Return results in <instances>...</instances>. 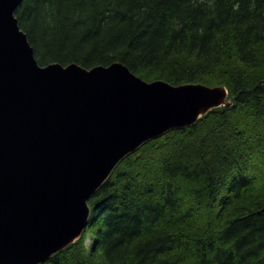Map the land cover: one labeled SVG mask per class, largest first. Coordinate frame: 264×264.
I'll return each mask as SVG.
<instances>
[{
    "label": "trees",
    "instance_id": "trees-1",
    "mask_svg": "<svg viewBox=\"0 0 264 264\" xmlns=\"http://www.w3.org/2000/svg\"><path fill=\"white\" fill-rule=\"evenodd\" d=\"M39 64L119 61L231 105L124 157L81 236L41 264H264V0H23Z\"/></svg>",
    "mask_w": 264,
    "mask_h": 264
},
{
    "label": "water",
    "instance_id": "water-1",
    "mask_svg": "<svg viewBox=\"0 0 264 264\" xmlns=\"http://www.w3.org/2000/svg\"><path fill=\"white\" fill-rule=\"evenodd\" d=\"M22 1L0 0V264L46 262L81 236L124 157L232 103L224 85L146 81L119 61L41 65Z\"/></svg>",
    "mask_w": 264,
    "mask_h": 264
}]
</instances>
